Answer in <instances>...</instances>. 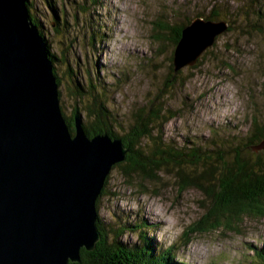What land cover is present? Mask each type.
<instances>
[{
  "label": "rangeland",
  "instance_id": "obj_1",
  "mask_svg": "<svg viewBox=\"0 0 264 264\" xmlns=\"http://www.w3.org/2000/svg\"><path fill=\"white\" fill-rule=\"evenodd\" d=\"M51 1L59 15L61 6L72 11L59 32L46 0H29L27 8L31 17L36 15L42 21L43 30L51 26L48 38L62 60L55 64L60 77L57 90L65 117L71 121L74 117L72 124L67 119L72 132L81 128L86 132L88 123L97 125L84 108L88 105L92 110L90 104L100 101L110 114L112 132L122 135L129 130L131 109L156 96L160 99L156 103L171 111L161 126L164 142L173 145L171 151L185 150V145L188 150H216L215 146L232 137V145L239 146L255 119L264 125V0H75L85 5L84 10L73 7V0ZM216 1L235 14L240 7L254 10V22L250 18L246 25L239 16L232 28L228 25L216 35L196 63L178 68L175 63L174 82L168 80L175 45L170 42L163 47L154 38L153 22L166 20L170 12L180 19H204L195 15L208 14ZM81 19L87 22L88 40L81 34ZM73 76L93 91L77 96ZM91 80L95 85L89 84ZM77 107L81 114L75 112ZM99 135L120 140L109 133L93 137ZM114 165L96 202L99 219L108 228V241L103 238L108 247L117 239L141 253L145 241L152 238L160 246V255L155 257H161V264L170 245L177 259L188 264H263L255 261L249 245L264 244L263 219L245 215L242 228L232 230L226 220L217 226L209 216L211 199L204 202V193L196 187H180L174 172L162 171L154 178L128 177L118 163ZM204 217H208L207 227L192 231L194 222ZM114 227L117 231H109ZM83 249L92 251L82 248L81 259Z\"/></svg>",
  "mask_w": 264,
  "mask_h": 264
},
{
  "label": "water",
  "instance_id": "obj_2",
  "mask_svg": "<svg viewBox=\"0 0 264 264\" xmlns=\"http://www.w3.org/2000/svg\"><path fill=\"white\" fill-rule=\"evenodd\" d=\"M227 26L201 18L187 25L177 68L196 63ZM57 87L26 0H0V264L80 262L81 249L100 240L96 202L127 148L72 132Z\"/></svg>",
  "mask_w": 264,
  "mask_h": 264
},
{
  "label": "trees",
  "instance_id": "obj_3",
  "mask_svg": "<svg viewBox=\"0 0 264 264\" xmlns=\"http://www.w3.org/2000/svg\"><path fill=\"white\" fill-rule=\"evenodd\" d=\"M46 1L50 9L53 10L52 17L56 23V31L59 32L63 23H68V20H70L69 15L72 14V11H67L66 6H61V15H59L57 6H54L55 1ZM220 2L216 1L214 5H211L208 14L198 13L195 16L224 20L230 25L229 28H232L234 20L237 23L240 17L244 18L246 25L247 22H250V18L251 22H254L252 21V16L256 13L254 10H249V8L245 10L240 7L238 13L235 14L232 9L223 7L222 4L224 3L221 2V4ZM28 3H30L29 0L26 4ZM72 3H74L72 4L73 7L86 9L85 5H80L75 0ZM171 15L172 13L170 12L166 14V20L158 19L153 22L156 25L154 38L161 41L163 47L166 46V43L170 44V42L175 45L174 52L171 55V75L168 80H172V76L178 71L174 57L176 45L182 36L183 29L193 19L189 17L180 19ZM169 17L173 19L167 20ZM32 19L38 27L40 35L47 42L48 54L53 61V72L58 84H60V77L55 69V64L59 60L62 62V60L58 52L52 48L53 41L48 38L51 26H49V29L43 30L42 21L36 15H32ZM81 23L80 28L83 39L88 40L87 37L91 34L88 35L85 32L87 22L81 19ZM251 25H254V23ZM253 28L256 29L255 27ZM152 56L148 61L152 60ZM65 60L67 61L66 57ZM71 79L76 88L77 96L80 98L83 97L84 93L87 94L93 91H88L80 78L73 76ZM172 81L174 82V80ZM91 82L92 80L89 84L95 85ZM87 86L89 87V85ZM98 95H100L99 90ZM158 100L160 99L156 96L139 108L134 107L131 109L128 113L129 120H131L129 130L128 132L123 131L122 135L112 132L109 123L110 114L101 102H95L100 109L94 103H91L92 110L87 105L84 111L86 114H91L93 120H97V125L92 127L93 124H85L86 133L90 138H93V135L95 136L98 133H109L121 140L128 151L126 158L123 162H118V165L128 177L138 175L144 178H154L157 177V173L162 171L174 172L176 183L180 187H196L201 190L204 193V202L211 199L209 216L214 218L217 226L223 223L222 220H226L225 225L232 230L242 228L245 215L264 220V150H261L262 148L264 149V125L257 123L256 119L253 118L255 119L253 122L254 127L246 134V141L241 142L239 146L234 147L232 145L234 142L232 137L225 144L215 146L216 150L197 147L188 150V145H185V150L171 151L169 146L173 147V145L164 142L162 138L163 127L161 128L162 124L168 120L171 111L169 112L162 103H156ZM74 110L80 114L82 113V110L78 107ZM73 118L72 121L67 118L70 120V124H72ZM211 153L216 154L212 155ZM207 219L208 217H204L201 220H196L191 230H204L207 227L205 225ZM103 224L105 225V223ZM103 224L98 214L97 225L101 239L96 243V248L92 251L83 249L81 261L70 262L69 264H161L159 263L161 257L159 259L156 258L160 255L158 253L160 246L155 244L152 238H148V241H145V246L141 253L136 252V250L133 251L132 248L128 249L121 240L117 239L114 240L116 242H113L108 247L104 242V239L107 240L108 238L106 234L108 228ZM109 231H117V228L114 227ZM118 238H120V235ZM172 246L170 245V249L166 248V251L163 252L166 257V260L163 259V264H184L182 261H178ZM253 248L255 250L253 253L255 261L264 264V248H260L258 245H254Z\"/></svg>",
  "mask_w": 264,
  "mask_h": 264
},
{
  "label": "bare ground",
  "instance_id": "obj_4",
  "mask_svg": "<svg viewBox=\"0 0 264 264\" xmlns=\"http://www.w3.org/2000/svg\"><path fill=\"white\" fill-rule=\"evenodd\" d=\"M263 181V180H262Z\"/></svg>",
  "mask_w": 264,
  "mask_h": 264
}]
</instances>
